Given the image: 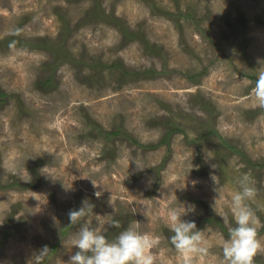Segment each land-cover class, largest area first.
Returning <instances> with one entry per match:
<instances>
[{"label": "rangeland", "instance_id": "obj_1", "mask_svg": "<svg viewBox=\"0 0 264 264\" xmlns=\"http://www.w3.org/2000/svg\"><path fill=\"white\" fill-rule=\"evenodd\" d=\"M15 34L37 46L6 41ZM258 58L264 0H0V264H68L80 224L97 217L120 222L109 238L138 222L157 241L154 264H183L166 220L189 203L183 218L208 248L194 264H224L242 174L264 245ZM169 120L180 130L160 145ZM84 200L93 209L70 224Z\"/></svg>", "mask_w": 264, "mask_h": 264}, {"label": "clouds", "instance_id": "obj_2", "mask_svg": "<svg viewBox=\"0 0 264 264\" xmlns=\"http://www.w3.org/2000/svg\"><path fill=\"white\" fill-rule=\"evenodd\" d=\"M258 62L264 65V58H258ZM254 93L259 105L264 106V71L257 74ZM134 161L137 169L144 168ZM238 184L239 190L231 198L234 225L222 243V258L224 264H253V256L264 247L257 236L258 221L247 203L254 197L255 189L247 174L240 176ZM100 194L95 193L97 197ZM93 207L88 200L82 201L81 207L69 210V223H80ZM195 212L196 206L191 203L186 207L184 204L183 207H172L167 212L166 223L172 233L170 241L183 255V264H194L196 259L208 252L202 230L197 228L196 221L183 218ZM106 225L118 228L120 222L115 219L106 222L97 217L95 225L91 222L80 224L79 231L72 241V246H75L77 251L70 256L68 264H154L150 251L157 242L154 235L142 232L139 223L133 222L109 238V228ZM45 249L46 247L38 255H45Z\"/></svg>", "mask_w": 264, "mask_h": 264}, {"label": "trees", "instance_id": "obj_3", "mask_svg": "<svg viewBox=\"0 0 264 264\" xmlns=\"http://www.w3.org/2000/svg\"><path fill=\"white\" fill-rule=\"evenodd\" d=\"M187 15L188 17H192L193 16V13H187L185 14ZM112 23H116L120 28L121 30L123 31V35L129 39H132L136 36V34L134 32H131L129 31L122 23V21L120 22L118 18H114L113 16L110 17V19H106ZM138 34V33H137ZM140 35V34H139ZM17 39V40H15ZM7 42H10V44L14 43V44H19V45H24V46H27V47H36L37 46V43L33 42L32 40H21L19 39V37H17V34L11 36L10 38L8 37V39H6ZM5 41V42H6ZM146 46H149L151 49H158L160 48L159 46H154L152 44H146ZM154 73V72H153ZM52 78L53 76H50L48 77L47 81L44 82V85H48L50 84V82L52 81ZM8 94L5 92V91H1L0 90V98H3V97H7ZM166 125L169 126V130L166 132V134L164 135L162 141L160 142V145L162 144H168L169 142V137L170 135H172V133L176 132V131H179L180 128L175 126V124L172 122V121H164ZM99 135L104 137L106 140H110L111 138H113L114 136L118 135L119 134V131L118 130H103V129H99ZM113 136V137H112ZM156 145H150V147H155ZM230 149L232 150H236L238 153H241V154H244L243 152H241L239 149H236V147H234L233 145H230L229 146ZM251 161L248 159V163H250ZM264 162H256V163H251L252 166H262ZM33 185V183H30Z\"/></svg>", "mask_w": 264, "mask_h": 264}]
</instances>
